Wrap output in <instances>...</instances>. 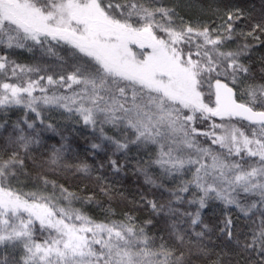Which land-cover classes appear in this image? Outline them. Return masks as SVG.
<instances>
[{"label": "snow or ice", "instance_id": "6c2138e0", "mask_svg": "<svg viewBox=\"0 0 264 264\" xmlns=\"http://www.w3.org/2000/svg\"><path fill=\"white\" fill-rule=\"evenodd\" d=\"M197 7L202 17L181 14ZM22 51L35 62L19 63ZM258 51L264 8L224 0H0V264H264ZM56 110L87 133L95 164L75 172H95L96 188L82 195L49 179L70 150L45 115ZM30 164L41 171L24 191ZM129 171L147 187L131 201L147 217L86 214L115 193L108 173Z\"/></svg>", "mask_w": 264, "mask_h": 264}, {"label": "trees", "instance_id": "16d2710c", "mask_svg": "<svg viewBox=\"0 0 264 264\" xmlns=\"http://www.w3.org/2000/svg\"><path fill=\"white\" fill-rule=\"evenodd\" d=\"M180 1L182 4L201 3V0ZM202 2L203 4L210 5L214 3H220L221 0H202ZM224 2H230L233 5L244 8L246 11H251L253 14H259L262 8H264V0H224ZM189 9L194 13V16H191L192 19L199 17L198 12L200 11V7ZM262 55H264V52L258 51L254 53L257 62ZM15 58L21 64H32L35 62L32 58V54L28 53L27 51L19 52ZM34 95H39V93H34ZM19 115L20 112L17 111L15 115L12 116V119L15 120ZM45 115L49 116L52 120L56 121L60 125V130L63 131L64 135L68 137V143L70 145V150L64 154V159L57 169V172L55 174L50 173L49 179L55 180L60 184H64L78 195H82L86 189H95V172H92L91 178L88 179L84 178L82 175L80 178H76L78 174L75 172V166L79 165L81 162H87L90 166H94L95 164L93 158L88 156L86 151L88 147V140H86L87 133L81 135L80 132L74 131L73 122L68 120L65 116H62L59 110L51 112L46 111ZM59 140L60 137L52 133H46L44 137V142L48 146L55 145L59 147ZM46 152L47 148L41 147L34 153L36 156L37 165L46 160V156L44 155ZM102 158L103 156L101 155V157H98L97 160ZM29 168L31 169L30 176L28 179L22 180V187H24V191L34 190L33 184L38 183L36 176L41 171L39 167L33 168L31 164L29 165ZM108 179L110 181H115V193L110 197L100 196L97 204H93L85 208L86 214L101 222L105 221L106 217L108 220H115L119 222L123 218V214L125 212L131 211L139 221H143L148 214L142 210H134V206L131 203V201L134 199H138L140 192L147 191V187L143 185L142 180L138 179L135 175H132L130 171L127 175L121 174L120 176H113L111 173H108ZM121 193L123 195H121ZM166 196L167 194H165V197ZM74 206L80 207L79 204H75ZM110 210H114L115 214L113 215L112 211ZM218 214L219 206L212 205L206 210L204 219L210 225H213L216 222V217ZM161 227L162 225L157 224L156 227L151 228L149 231L151 233H157ZM194 264H200V261H194Z\"/></svg>", "mask_w": 264, "mask_h": 264}, {"label": "rangeland", "instance_id": "374dc122", "mask_svg": "<svg viewBox=\"0 0 264 264\" xmlns=\"http://www.w3.org/2000/svg\"><path fill=\"white\" fill-rule=\"evenodd\" d=\"M167 2H171V0H167ZM198 13H199V17L203 16V13L201 12V10ZM182 15H186V16L191 17V16H194V13L192 11H190L189 8H183L182 9ZM193 19H195V18H193Z\"/></svg>", "mask_w": 264, "mask_h": 264}]
</instances>
